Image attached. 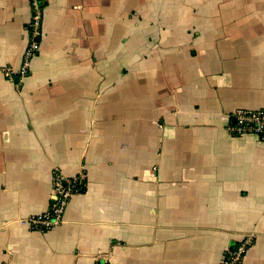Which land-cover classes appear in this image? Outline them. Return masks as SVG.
Returning a JSON list of instances; mask_svg holds the SVG:
<instances>
[{"label":"crops","instance_id":"0c3cea01","mask_svg":"<svg viewBox=\"0 0 264 264\" xmlns=\"http://www.w3.org/2000/svg\"><path fill=\"white\" fill-rule=\"evenodd\" d=\"M0 0V264H264V145L227 129L264 107V0ZM85 175L29 231L53 174Z\"/></svg>","mask_w":264,"mask_h":264},{"label":"built area","instance_id":"2783aa9c","mask_svg":"<svg viewBox=\"0 0 264 264\" xmlns=\"http://www.w3.org/2000/svg\"><path fill=\"white\" fill-rule=\"evenodd\" d=\"M31 18L26 26L27 44L25 46L21 65L17 70L4 69L9 81L22 82L28 76L33 59L36 57L43 36V7L40 0H29ZM227 126L232 136H253L264 145V107L259 109H238L229 118ZM53 194L48 209L44 213L32 215L24 220L29 231L47 232L60 225L65 210L76 194L85 190V175L63 177L58 171L53 174ZM251 244L249 238L238 246L229 248L220 264H242Z\"/></svg>","mask_w":264,"mask_h":264}]
</instances>
